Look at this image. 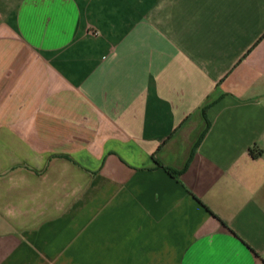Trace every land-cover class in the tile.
<instances>
[{"label": "crops", "instance_id": "0c3cea01", "mask_svg": "<svg viewBox=\"0 0 264 264\" xmlns=\"http://www.w3.org/2000/svg\"><path fill=\"white\" fill-rule=\"evenodd\" d=\"M0 264H264V0H0Z\"/></svg>", "mask_w": 264, "mask_h": 264}, {"label": "trees", "instance_id": "16d2710c", "mask_svg": "<svg viewBox=\"0 0 264 264\" xmlns=\"http://www.w3.org/2000/svg\"><path fill=\"white\" fill-rule=\"evenodd\" d=\"M249 154H251L252 156H255V155H254V152H253L252 150H249ZM168 171H169V173H171L170 170H168Z\"/></svg>", "mask_w": 264, "mask_h": 264}]
</instances>
